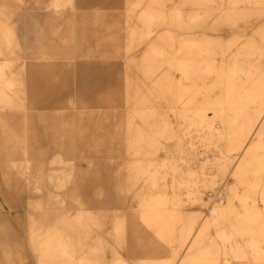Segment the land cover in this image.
<instances>
[{"label": "rangeland", "instance_id": "1", "mask_svg": "<svg viewBox=\"0 0 264 264\" xmlns=\"http://www.w3.org/2000/svg\"><path fill=\"white\" fill-rule=\"evenodd\" d=\"M234 6L219 24L264 35V0H0V264H182L214 239L230 251L218 264H264V189L247 202L243 188L231 194L222 124L193 114L207 95L239 112L244 74L224 88L203 69L181 80L187 61L169 54L164 29ZM149 25L163 30L134 53L129 34ZM158 111L173 129L135 155L132 139ZM230 195L221 238L206 222Z\"/></svg>", "mask_w": 264, "mask_h": 264}, {"label": "bare ground", "instance_id": "2", "mask_svg": "<svg viewBox=\"0 0 264 264\" xmlns=\"http://www.w3.org/2000/svg\"><path fill=\"white\" fill-rule=\"evenodd\" d=\"M240 10L235 6L228 9L224 7L205 9L203 12L189 15L188 19L181 21L183 23H179V25L168 26L164 29L167 32V43L171 48L169 54L175 60L185 58L187 61L182 65L180 63L176 65L182 74L181 80L191 79L193 75L198 77L201 69H203L207 74L216 73L217 82L215 85L224 88L235 72L241 71L244 74L241 78L243 99L239 112L232 109V112L229 113L223 105L222 95L216 97L207 95L205 100H200L203 106L196 108L193 114L197 124L208 128L212 125L213 117L219 118L223 126L221 125L218 129V135L220 138L227 139L226 152L230 153L229 155L225 151L222 153L225 168L229 163H234L235 182L230 192L234 194L238 188H243V194L237 196L243 202H247L254 198L260 186L264 189V35L261 34L260 26L255 23L251 24L250 29H246L237 21L229 20L228 25L219 24L228 12H242ZM229 15L231 14L228 13L227 17ZM258 17L260 20L264 19V12H259ZM149 26L142 29L135 28L129 34L128 45L137 37V42L135 41L137 49L135 48L134 53L139 50V45L144 40H146L144 45L147 46L148 41L152 42L153 36L159 35L160 31L163 30ZM125 56L128 58L133 55L127 51ZM239 119L241 125L238 123ZM236 128L240 131H236ZM171 129L173 128L168 122L166 114L161 111L156 112V121L152 132L147 131V128L144 127L132 139L131 148H133L134 154L140 156L145 153L144 150L147 145L152 150L146 151V153L151 154L153 152L152 145L159 144ZM147 159L136 160L135 167L140 175L147 174L151 170L149 163L151 160L147 162ZM155 173L156 170L152 172L153 179ZM225 198L227 201L222 207L214 206L212 208L210 217L206 222L207 227L220 228L219 236L221 238H228L225 228L229 226H224V224L227 221L225 219L231 215L233 208L231 195L225 196ZM262 200L264 202V192ZM157 203H159L158 200L154 204ZM145 204L148 205L149 203L146 202ZM169 213L175 216L178 214V210L173 208ZM116 228L118 229V226ZM199 241L200 238L196 240L193 246L199 245ZM222 242L224 245L225 242ZM219 243L217 239L210 242V246L205 250V256L202 252L200 258L196 256L195 252L184 256L182 264H218L220 253H230L229 250L228 252L222 250ZM212 245L217 248L214 252ZM196 251L200 253L199 249Z\"/></svg>", "mask_w": 264, "mask_h": 264}]
</instances>
